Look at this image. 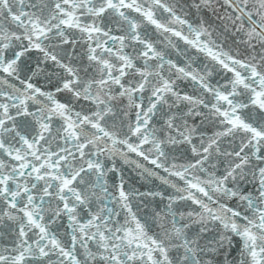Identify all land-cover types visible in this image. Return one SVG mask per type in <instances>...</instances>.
<instances>
[{
	"label": "snow or ice",
	"instance_id": "6c2138e0",
	"mask_svg": "<svg viewBox=\"0 0 264 264\" xmlns=\"http://www.w3.org/2000/svg\"><path fill=\"white\" fill-rule=\"evenodd\" d=\"M0 264H264V0H0Z\"/></svg>",
	"mask_w": 264,
	"mask_h": 264
}]
</instances>
